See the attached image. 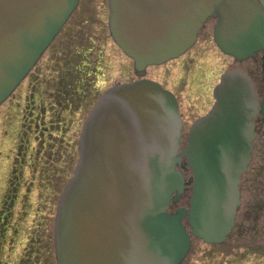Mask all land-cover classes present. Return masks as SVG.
<instances>
[{"label": "water", "instance_id": "obj_1", "mask_svg": "<svg viewBox=\"0 0 264 264\" xmlns=\"http://www.w3.org/2000/svg\"><path fill=\"white\" fill-rule=\"evenodd\" d=\"M78 0H0V104L28 74ZM108 31L133 60L135 75L179 57L207 18L213 41L242 62L264 51V0H107ZM264 77V54L262 55ZM209 112L192 123L178 153L181 119L174 95L140 78L109 87L85 119L79 158L60 195L53 229L57 264H180L191 234L221 243L240 204V178L264 116L250 77L221 74ZM188 208L168 213L184 193ZM179 168V169H176Z\"/></svg>", "mask_w": 264, "mask_h": 264}, {"label": "rangeland", "instance_id": "obj_2", "mask_svg": "<svg viewBox=\"0 0 264 264\" xmlns=\"http://www.w3.org/2000/svg\"><path fill=\"white\" fill-rule=\"evenodd\" d=\"M107 15V0H79L57 38L0 105V216L6 208L0 264H56L55 210L78 158L82 123L103 91L136 79L132 60L109 36ZM214 23L206 21L185 54L145 74L177 95L181 148L191 123L210 109L212 88L224 71L241 67L259 98L264 94L261 53L242 63L224 55L212 39ZM76 50L80 54L71 57ZM254 123L257 136L231 234L219 245L191 237L182 264H264V119ZM183 174L186 192L170 211L188 205L187 167Z\"/></svg>", "mask_w": 264, "mask_h": 264}, {"label": "trees", "instance_id": "obj_3", "mask_svg": "<svg viewBox=\"0 0 264 264\" xmlns=\"http://www.w3.org/2000/svg\"><path fill=\"white\" fill-rule=\"evenodd\" d=\"M80 53L76 50L73 54H72V56L71 57H73V56H77V55H79ZM66 69H67V67H66ZM77 69L76 68H74V71H76ZM69 71V70H68ZM70 72V71H69ZM68 75H70V74H68Z\"/></svg>", "mask_w": 264, "mask_h": 264}, {"label": "flooded vegetation", "instance_id": "obj_4", "mask_svg": "<svg viewBox=\"0 0 264 264\" xmlns=\"http://www.w3.org/2000/svg\"><path fill=\"white\" fill-rule=\"evenodd\" d=\"M257 118V117H256ZM261 118V117H260ZM263 119V118H262Z\"/></svg>", "mask_w": 264, "mask_h": 264}]
</instances>
